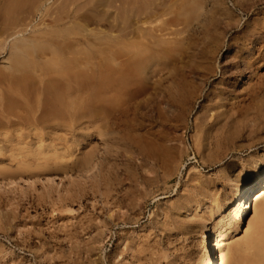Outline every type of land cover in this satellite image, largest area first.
Returning a JSON list of instances; mask_svg holds the SVG:
<instances>
[{"label":"rangeland","instance_id":"1","mask_svg":"<svg viewBox=\"0 0 264 264\" xmlns=\"http://www.w3.org/2000/svg\"><path fill=\"white\" fill-rule=\"evenodd\" d=\"M246 2L224 0L228 25L192 14L218 0H0V264H204L227 219L226 264H253L234 194L264 178V0Z\"/></svg>","mask_w":264,"mask_h":264},{"label":"bare ground","instance_id":"2","mask_svg":"<svg viewBox=\"0 0 264 264\" xmlns=\"http://www.w3.org/2000/svg\"><path fill=\"white\" fill-rule=\"evenodd\" d=\"M243 1L245 2V0H243ZM250 1H252V0H249V1L247 0L246 3L249 2V4H250ZM190 11L191 10H187L186 12L183 13V17H181V18H184L186 26L187 25L189 26L188 21L192 17ZM193 12L197 13L196 14L197 16H202L203 21L208 22V23H210L211 20H213L214 18L217 20L225 19V20H227L226 22L228 23V25H230V23H231L229 21H231L232 14H231V11L229 10V8L225 5L224 0H218V6L214 10H212L211 12L204 10V12L202 13V11H200V10H194V11L192 10V14H194ZM179 17L175 16L173 18L172 22H175V21L177 22L178 20H181V19H179ZM170 21H171V19H170ZM219 23H220V21H219ZM221 23H223V22H221ZM216 24H217V22H216ZM188 26H187V29H188ZM218 26H219V24H218ZM226 27H228V26H226ZM141 31L143 33H147V31L145 29H143V30L141 29ZM218 32L220 33V31H218ZM217 33H215V34H217ZM210 35H212V33ZM208 36L205 38H208ZM216 36L217 35H213L212 38L217 41L218 39ZM61 61L63 63L62 65H66V67L68 64H70V62H72L69 59L68 60L64 59ZM232 64L235 65L236 61H232ZM67 70L69 71L68 73H71L70 70L68 69V67H67ZM71 75H73V73L69 74L66 77H70ZM256 89L261 90L262 85L259 83L258 85H256ZM110 90H111L110 86H107L105 88L106 93H110ZM80 91H81V88L75 89L73 87H69L65 90H61L59 92L53 93L54 99H53L52 103L54 105V109L50 110V113L54 117H61L65 114L67 116H72L75 113V111L73 112V110L76 109V107H79V103L77 102L76 99H74L75 98L74 94L76 96H78ZM192 95H193V90H191V89L184 90L183 97H181V100L179 101L180 103L176 105L177 109L180 112H183L185 110L184 105L186 104V102H189V99L191 98ZM207 124H212V122L207 123ZM103 131H104L103 129H100L98 132L101 133ZM32 177L34 179L40 178L39 176H32ZM43 177H45L46 179H51L50 174H45V176H43ZM250 196H251V200L253 199L254 218L252 220H250L247 224V227L245 229V231H247V237L243 240V242L247 243L249 245H252V247L255 248V251L251 257V260L253 259V264H264V211H263L264 205L260 204V200L264 196V178H262L260 181H258V183L254 184V185L251 184L250 181H247L244 184H242V186H240L235 191L234 200H238V205L235 207L234 210L236 211V213H238V219L237 220L239 222L245 221L247 219L246 214H247L248 208L251 207V206L250 207L248 206V199ZM227 223H228V219L225 222L223 221L220 223H215L212 226H210V228L206 229L205 237H206L207 244L205 247L204 264H226V259L224 257V254L219 249L218 244L222 238L220 227L224 229L227 226ZM233 249H234V246L229 248V250H231V251H233ZM234 258L235 257L231 252L229 259L227 260L229 262V264L235 263ZM248 264H249V262H248Z\"/></svg>","mask_w":264,"mask_h":264}]
</instances>
